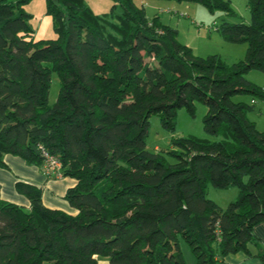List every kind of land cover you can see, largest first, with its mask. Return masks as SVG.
<instances>
[{
    "label": "trees",
    "instance_id": "16d2710c",
    "mask_svg": "<svg viewBox=\"0 0 264 264\" xmlns=\"http://www.w3.org/2000/svg\"><path fill=\"white\" fill-rule=\"evenodd\" d=\"M46 1L50 39L35 38L31 0H0V166L6 154L42 165L44 148L77 180L65 196L77 212L47 207L32 184H17L30 207L3 199L0 187V264H186L181 236L196 264L252 255L250 245L264 264L253 231L264 222V131L248 117L264 87L245 76L264 72V0L248 1L250 22L218 27L248 44L234 63L198 56L134 0H114L104 14L85 0ZM177 1L236 15L227 0ZM196 102L207 105V132L222 138L173 140L175 163L147 148L152 115L173 129L177 110L194 113ZM208 185L236 187L238 197L223 208Z\"/></svg>",
    "mask_w": 264,
    "mask_h": 264
},
{
    "label": "rangeland",
    "instance_id": "374dc122",
    "mask_svg": "<svg viewBox=\"0 0 264 264\" xmlns=\"http://www.w3.org/2000/svg\"><path fill=\"white\" fill-rule=\"evenodd\" d=\"M236 15L227 14L225 11L215 9L211 11L207 6L196 1L177 0H134L143 7L149 18L159 16L161 20L179 30V39L193 48L198 56L217 54L228 63L238 62L246 57L248 44L246 42L230 41L225 34L218 29L224 21L250 22L251 13L248 8L249 0H227ZM85 2L97 14L110 12L115 4L114 0H85ZM27 9L34 15L31 22L35 27L37 39H50L57 36L52 18L46 12V0H31ZM120 10V6H118ZM245 76L255 85L264 87V72L258 69H250ZM60 91V82L56 76L50 92V103L56 101ZM235 101L252 103V95L237 94L233 96ZM207 105L203 102L195 103L194 113L186 107H181L175 115V128L171 129L162 122L160 114H154L150 118V126L146 136L147 148L151 151L160 150L166 155V161L175 163L177 158L166 151L172 147V141L179 138L198 137L211 140L222 138V134H210L205 129V116ZM249 119L257 124V128L264 131V100L255 99L254 109L248 113ZM238 188H215L208 185L206 196L221 207L225 208L232 200L238 197ZM180 248L185 257L186 264H196L195 256L188 241L180 237ZM102 260V261H101ZM99 264L109 263L108 258L100 257ZM43 264H51L49 261Z\"/></svg>",
    "mask_w": 264,
    "mask_h": 264
},
{
    "label": "crops",
    "instance_id": "0c3cea01",
    "mask_svg": "<svg viewBox=\"0 0 264 264\" xmlns=\"http://www.w3.org/2000/svg\"><path fill=\"white\" fill-rule=\"evenodd\" d=\"M4 162L5 165L0 166V187L3 199L30 207V199L17 189V184L24 182L42 189L43 202L47 207L62 209L72 214L77 212L65 197L67 190L77 183L75 178L63 176L57 172H49L45 169L44 163L42 165L29 163L19 155L6 154ZM237 194L235 192V195ZM253 231L259 244L264 247V222L257 224ZM250 250L252 255L244 252L229 254L225 257V261L220 264H263L255 255L257 246L250 245ZM101 261L99 260V263ZM105 264L109 263L105 262Z\"/></svg>",
    "mask_w": 264,
    "mask_h": 264
},
{
    "label": "built area",
    "instance_id": "2783aa9c",
    "mask_svg": "<svg viewBox=\"0 0 264 264\" xmlns=\"http://www.w3.org/2000/svg\"><path fill=\"white\" fill-rule=\"evenodd\" d=\"M43 154L45 158L44 167L49 172H57L60 173V160L57 156L49 153L47 150L43 148Z\"/></svg>",
    "mask_w": 264,
    "mask_h": 264
}]
</instances>
